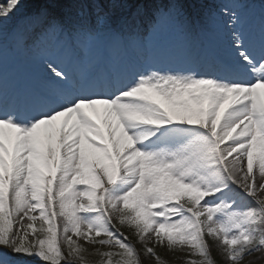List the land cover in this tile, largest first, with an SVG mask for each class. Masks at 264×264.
<instances>
[{"label":"snow or ice","instance_id":"snow-or-ice-1","mask_svg":"<svg viewBox=\"0 0 264 264\" xmlns=\"http://www.w3.org/2000/svg\"><path fill=\"white\" fill-rule=\"evenodd\" d=\"M187 2L36 0L17 18L21 0H0V69L25 54L42 77L16 90L0 72V264L264 250V0H211L199 18ZM166 30L215 35L222 54L142 58Z\"/></svg>","mask_w":264,"mask_h":264},{"label":"rangeland","instance_id":"rangeland-1","mask_svg":"<svg viewBox=\"0 0 264 264\" xmlns=\"http://www.w3.org/2000/svg\"><path fill=\"white\" fill-rule=\"evenodd\" d=\"M212 6L211 0H191L189 6L190 11L188 14L190 16L195 15L199 18L208 8H211ZM32 8L34 9V6L27 8L26 4L21 1V8L17 14V18L30 12V10H33ZM253 31L255 33L254 26ZM255 38L258 39V35H256ZM221 54L222 42L219 37L215 35L209 34L201 38L194 45H188L180 41L178 33L166 30L147 44L144 52L142 53V58H146L151 62L160 64L161 66H169L182 65L195 58H212ZM20 58L31 66L30 68H27V72H25L26 68ZM7 67L8 81L12 83L10 89H32L34 85V89H39L41 87V71L39 63L34 57L22 54L21 57L14 60L12 56H10L0 71ZM213 254L216 259L220 261L221 258L215 249H213ZM90 258L91 260H94V257L90 256ZM34 264L37 263L34 262ZM246 264H264V250L260 253L254 252L250 256H247Z\"/></svg>","mask_w":264,"mask_h":264},{"label":"trees","instance_id":"trees-1","mask_svg":"<svg viewBox=\"0 0 264 264\" xmlns=\"http://www.w3.org/2000/svg\"><path fill=\"white\" fill-rule=\"evenodd\" d=\"M161 257L167 262V264H177L178 261L181 260V255L179 253H170L166 249H159L158 250ZM148 262L147 260L145 261Z\"/></svg>","mask_w":264,"mask_h":264},{"label":"bare ground","instance_id":"bare-ground-1","mask_svg":"<svg viewBox=\"0 0 264 264\" xmlns=\"http://www.w3.org/2000/svg\"><path fill=\"white\" fill-rule=\"evenodd\" d=\"M22 56V54L21 55H19L18 57H21ZM16 57V56H15ZM24 64L26 65V66H29L25 61H24ZM30 67V66H29ZM3 78H4V81H5V85H6V87H8L9 89H10V84H11V82L10 81H8V75L7 74H4L3 75Z\"/></svg>","mask_w":264,"mask_h":264}]
</instances>
